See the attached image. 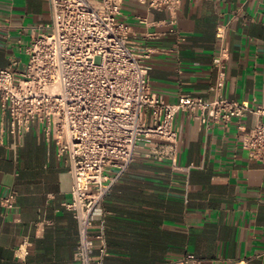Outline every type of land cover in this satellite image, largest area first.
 I'll use <instances>...</instances> for the list:
<instances>
[{
  "label": "crops",
  "instance_id": "1",
  "mask_svg": "<svg viewBox=\"0 0 264 264\" xmlns=\"http://www.w3.org/2000/svg\"><path fill=\"white\" fill-rule=\"evenodd\" d=\"M121 13L119 21L138 43L155 50L149 85L165 103L175 104L180 95L213 98L208 88L215 79V32L225 25L223 95L264 106V0H180L176 35L169 32L166 11L123 0ZM49 22V0H0V69L15 61L13 70L22 72L25 48ZM256 122L247 116L206 129L179 112L173 121L175 166L136 151L104 198L110 215L103 264H264V162L241 148ZM116 174L107 170L109 177ZM71 185L66 157L58 156L42 128L32 126L18 144L0 113V264H77L78 225L64 208ZM11 189L15 208L5 211L1 198ZM22 245L26 256L17 251Z\"/></svg>",
  "mask_w": 264,
  "mask_h": 264
},
{
  "label": "built area",
  "instance_id": "2",
  "mask_svg": "<svg viewBox=\"0 0 264 264\" xmlns=\"http://www.w3.org/2000/svg\"><path fill=\"white\" fill-rule=\"evenodd\" d=\"M135 1L148 11L168 12L169 32L176 35L180 0ZM122 2L49 0L50 22L38 27L25 48L24 70L15 72V61L0 69V113L7 118L8 134L20 144L32 126H39L56 145L58 156L67 159L72 185L71 200L64 208L78 225L73 253L77 264H103L110 215L104 198L135 152L141 151L146 160L175 166L177 113H188L206 129L257 117L245 131L241 148L251 160L264 162V106L223 95L229 59L227 26L220 25L215 32L211 61L215 79L208 88L213 98L180 95L175 104H168L149 85V59L155 50L138 43L131 27L119 21ZM238 129L244 132L240 125ZM113 168L117 174L109 177L107 170ZM15 203L13 189L1 198L5 211L14 210ZM24 245L17 250L20 256L27 255Z\"/></svg>",
  "mask_w": 264,
  "mask_h": 264
}]
</instances>
